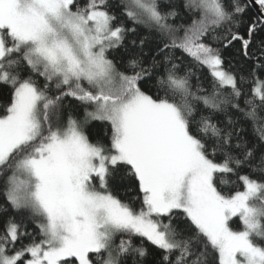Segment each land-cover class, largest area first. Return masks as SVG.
<instances>
[{"label":"snow or ice","instance_id":"1","mask_svg":"<svg viewBox=\"0 0 264 264\" xmlns=\"http://www.w3.org/2000/svg\"><path fill=\"white\" fill-rule=\"evenodd\" d=\"M107 7L0 0V84L12 90L0 116V176L11 170L0 264H148L145 241L161 252L157 264H210L209 249L219 264H264V0H182L166 10L127 0L124 15L150 33L139 38ZM182 9L199 18L171 23ZM126 40L138 51L118 67L106 53ZM225 49L234 50L227 66ZM150 81L156 99L142 90ZM66 97L92 108L79 119L65 113ZM93 120L110 125V144L89 141ZM218 173L237 175L245 190L223 194Z\"/></svg>","mask_w":264,"mask_h":264},{"label":"trees","instance_id":"2","mask_svg":"<svg viewBox=\"0 0 264 264\" xmlns=\"http://www.w3.org/2000/svg\"><path fill=\"white\" fill-rule=\"evenodd\" d=\"M87 0H77V3L80 6H83ZM127 2V0H108V7L107 10L112 12L117 16V22H123L125 26L127 27H136L137 31L134 34L135 38H139L141 36H148L150 33L148 32L147 28L144 25H133V22L127 18L126 15H124L125 8L124 5ZM160 3L162 5V10H166L169 4H174V3H182V0H160ZM254 14V12L252 11ZM199 13L198 12H188L186 10L182 9L181 12V17L177 18L175 21H170L171 23H177V24H185L189 25L192 20L198 19L199 18ZM133 38V34H130L128 37V40H131ZM128 40L125 41V45L117 48V49H110L106 55L108 56L109 59H112L115 63H117L118 67H121L123 64H125L128 60V58L135 54L138 49L133 48L129 43ZM232 49H225L224 50V55H225V63L227 66L228 60L231 59L233 55ZM189 64L192 62L190 61V58H185ZM248 68H251V64L247 65V67L244 69L245 72H247ZM29 70L25 66L24 68V75H28ZM197 75L200 77V82L205 88H210L211 83H212V76L210 74L209 69L206 67H200L197 69ZM257 77L259 80L264 81V73H257ZM37 79V82L39 84L43 83V77H34ZM84 83L85 87L86 83ZM193 88H195V85L197 84V80L195 77L192 78L191 81ZM255 87V83L253 82V79L249 77L248 82L244 85V91L247 93L249 96L253 94V89ZM142 90L147 92V94L152 95L154 99L157 98L156 96V88L154 86V82L150 81L146 84L142 83ZM12 100V90L10 86L0 84V116L4 115L6 112V106L10 105ZM179 102V101H177ZM66 107L64 109L65 113L71 111L72 115L76 116L79 119H83L84 115V108L88 107L90 109V105H83L79 101L71 98V97H66L64 101ZM201 108H203L202 105H200ZM206 111V110H205ZM218 119H223L222 116H219ZM244 125L247 129V136L248 138L252 139L254 138V133H253V127L252 123L249 121H245ZM86 134L88 135L89 141L92 143H96L97 140H101L103 143L106 145L110 144V125L107 122H101V121H92L89 122L85 128H84ZM105 132H108L109 135H105ZM243 174V173H241ZM11 175V170H8L4 173L3 176H0V206H5L9 207L10 206L7 204L6 198H5V191L7 188L6 185V177ZM223 178L227 183H219V180ZM253 178L260 179V177L253 176ZM217 185L218 189L222 191L223 194L225 195H231L234 194L235 191H243L244 186L243 182L238 178L237 175L233 174H217ZM98 187V185H97ZM132 195L131 192L128 191L126 186H122L119 189V198L127 201L128 197ZM142 196V193L139 194ZM140 200H136L134 202V206L139 208L140 207ZM5 214H0V230L3 228V224L5 221ZM230 226L234 230H241L242 225L239 221V218H233L230 221ZM28 231L35 234L37 239H40L39 236V228L36 227V224L34 222L29 221L28 222ZM135 243L140 242V238H133ZM255 239V238H254ZM28 240L27 238L25 239L24 243H27ZM257 243H264V241L256 240ZM146 246L149 247L150 251L153 253L152 256L149 257L148 264H157V262L160 259L161 252L157 249H155L153 246L148 244V242L145 241ZM209 261L210 264H219V258L218 254L214 251L209 249Z\"/></svg>","mask_w":264,"mask_h":264},{"label":"rangeland","instance_id":"3","mask_svg":"<svg viewBox=\"0 0 264 264\" xmlns=\"http://www.w3.org/2000/svg\"><path fill=\"white\" fill-rule=\"evenodd\" d=\"M85 83H86V86H88L86 81H85ZM83 84H84V83H83ZM91 108H92V106L90 107L89 110H91ZM93 121H95V120H93ZM90 122H92V121H90ZM218 174H219V173H218ZM20 178L23 179V178H25V177L21 176ZM230 221H231V220H230ZM230 221H229V223H230ZM119 239H120V237L118 236V237L116 238V242H117V243L119 242Z\"/></svg>","mask_w":264,"mask_h":264},{"label":"water","instance_id":"4","mask_svg":"<svg viewBox=\"0 0 264 264\" xmlns=\"http://www.w3.org/2000/svg\"><path fill=\"white\" fill-rule=\"evenodd\" d=\"M255 13V9L252 10Z\"/></svg>","mask_w":264,"mask_h":264}]
</instances>
